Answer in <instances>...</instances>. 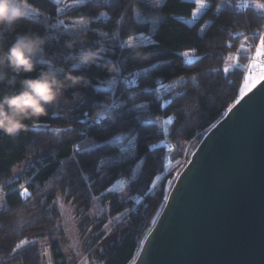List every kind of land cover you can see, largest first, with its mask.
<instances>
[{
    "label": "trees",
    "instance_id": "obj_1",
    "mask_svg": "<svg viewBox=\"0 0 264 264\" xmlns=\"http://www.w3.org/2000/svg\"><path fill=\"white\" fill-rule=\"evenodd\" d=\"M29 1L38 13H27L11 28L0 25V47L7 49L20 35L40 37L59 77L79 78L75 83L68 80L64 98H79L73 105L47 106L45 114L26 119V129L15 135L0 131L5 197L0 207V264H46L47 259L68 264L61 250L65 234L54 203L57 193L72 203L80 237L86 226L99 232L88 242L82 240L88 254L105 234L108 218L138 203L127 214L125 233L99 256L102 264H130L138 238L162 199L164 188L149 191L166 160L175 159L174 143L198 137L239 98L244 67L226 69V59L242 42L255 44L264 36V7L206 0L207 7L189 23L186 19L196 7L191 0ZM60 17L81 19L85 25L70 29L57 24ZM87 49L99 51V58L78 66L79 53ZM185 51L192 62L185 61ZM241 60L244 64L247 56ZM42 70L49 69L37 64L31 72H16L7 62L0 64V96L18 92L23 79L35 78ZM113 76V89L99 87ZM178 77L184 81L174 91L158 94V87ZM102 103L112 104L111 110L97 120L94 114ZM160 118L171 119L167 144L155 121ZM120 134L121 141H112ZM85 138L95 145L79 149ZM139 160L140 171L125 195L107 190ZM21 163V173L13 175ZM93 202L107 211L90 218Z\"/></svg>",
    "mask_w": 264,
    "mask_h": 264
},
{
    "label": "water",
    "instance_id": "obj_2",
    "mask_svg": "<svg viewBox=\"0 0 264 264\" xmlns=\"http://www.w3.org/2000/svg\"><path fill=\"white\" fill-rule=\"evenodd\" d=\"M188 157L130 264H264V77Z\"/></svg>",
    "mask_w": 264,
    "mask_h": 264
},
{
    "label": "rangeland",
    "instance_id": "obj_3",
    "mask_svg": "<svg viewBox=\"0 0 264 264\" xmlns=\"http://www.w3.org/2000/svg\"><path fill=\"white\" fill-rule=\"evenodd\" d=\"M53 2H60L61 0H52ZM152 3H160L162 0H149ZM194 1V0H191ZM239 3L242 5H250L258 8L264 7V4L257 0H239ZM28 5L30 8V11L28 13L30 14H36L38 13V8L28 0ZM207 7V2L205 4V7L200 9L195 17H191L190 19H186L187 22L191 21V23L203 12V10ZM57 24H65L70 29H76L80 28L85 25V21L81 19H63L59 18L56 20ZM256 54L261 53L260 49H256ZM232 55V54H231ZM228 56L226 59V67H232V57ZM193 58L192 56L186 57V62H192ZM248 60V58H247ZM248 61L244 63V78L240 86L239 95L241 96L244 92H246L250 87H252L254 84H256L261 78L264 77V67H261L257 63H250L248 66L247 71L245 72L246 64ZM44 65L48 69H51L56 72L55 68L51 64V62L47 59L45 56L43 50L42 53L39 54L35 60L34 65ZM116 76H113L109 79H107L104 83L100 84V88H106V89H113L116 83ZM184 81L183 77H178L174 79L173 81L166 83L165 85L161 86L160 88L156 89L159 95L164 94L165 92H168L169 90H175L176 86ZM79 98L78 95L75 96L74 100H66L63 96V89L61 92L60 97L56 102L53 104H50L48 106H59V105H73L76 100ZM112 104L102 103L100 106V110L106 111V113H109L111 110ZM158 120V119H156ZM168 122L171 120L170 118L166 119ZM163 120L162 124V130L164 133H167V121ZM208 129V128H207ZM204 130L202 133L199 134L198 137L189 140V141H182L179 143H174L173 151H174V157L172 161L166 160L163 171L161 174H159L155 180L153 181L150 191L154 192L155 190H161L164 188L162 199L158 202L156 208H154L148 218V223L141 235L138 238V249L143 242L146 234L149 232L151 227L153 226L155 220L157 219L163 204L165 202V199L167 197V194L177 176V174L180 172V170L184 167V165L188 162V150L190 147L195 143L200 141L203 134L207 131ZM57 131V130H56ZM58 132V131H57ZM123 134L115 136L112 141H121V137ZM116 137H119V139H116ZM167 141V137L162 140V143H165ZM95 145V142L91 141L88 138H85L81 142H79V149L84 148H90ZM171 155V151L169 152ZM168 153V155H169ZM141 162L142 160H139L135 166L132 168L130 174L128 176L119 178L111 183V185L108 187V191L110 192H117L120 195H125L128 192V185L129 182L132 179H135L140 171L141 168ZM23 163L16 165L13 168V175H19L22 171ZM23 185H20V189L22 193L25 195L27 191L22 187ZM99 200V199H98ZM141 201V200H140ZM139 201V202H140ZM55 206L57 207V210L59 212V219H60V225L62 227V230L65 234V239L61 244V250L64 253L66 260L68 264H102L99 256L115 241L119 240L122 235L125 233V228L127 225V214L129 210H134L138 203H135L132 205V207L123 210L121 213L116 214L110 218H108V222L104 226V229L106 230L105 234L101 237L99 240V243L95 246L89 248V253L84 251L82 246V240H85L88 242V239H94L96 236L99 235V232L94 231L91 232V228H88L87 226L84 228L85 232L80 237L78 234V228H77V220L74 216V207L71 202L66 201L64 195H60V193H57L56 198L54 200ZM5 204V197H4V188L3 184L0 185V207ZM105 211H107V208L105 206H101L99 202H93L91 205L90 210L88 211V214H90V218H93V216H101ZM95 223L93 222L92 225ZM47 264V260H46Z\"/></svg>",
    "mask_w": 264,
    "mask_h": 264
},
{
    "label": "clouds",
    "instance_id": "obj_4",
    "mask_svg": "<svg viewBox=\"0 0 264 264\" xmlns=\"http://www.w3.org/2000/svg\"><path fill=\"white\" fill-rule=\"evenodd\" d=\"M30 11L28 0H0V25L11 28L15 22ZM137 15L139 12L137 11ZM43 40L34 35H20L10 47H0V64L7 62L16 72H31L35 58L42 53ZM138 45H133L137 47ZM99 51L83 50L78 55V66L95 63ZM118 71L116 67L110 69ZM2 79V76H0ZM79 78H60L58 73L49 69L42 70L35 78L21 81V89L0 96V131L15 135L26 129V119L37 118L45 114L47 106L53 104L66 87L68 80L75 83ZM107 113L98 110L94 114L97 120H103Z\"/></svg>",
    "mask_w": 264,
    "mask_h": 264
},
{
    "label": "built area",
    "instance_id": "obj_5",
    "mask_svg": "<svg viewBox=\"0 0 264 264\" xmlns=\"http://www.w3.org/2000/svg\"><path fill=\"white\" fill-rule=\"evenodd\" d=\"M260 40V38H259ZM259 40L255 43V44H251L248 42H242L238 49L232 53V62H233V66H244V64L242 63L241 57L242 56H247L248 58V62L246 64V68H245V72L248 69V66L250 63H257L258 65H260L261 67H264V54L262 53H258L256 54L255 51L258 48V43ZM168 149H171V145H168L167 147ZM47 248L44 247V251L46 252ZM47 264H50L49 259H47Z\"/></svg>",
    "mask_w": 264,
    "mask_h": 264
},
{
    "label": "snow or ice",
    "instance_id": "obj_6",
    "mask_svg": "<svg viewBox=\"0 0 264 264\" xmlns=\"http://www.w3.org/2000/svg\"><path fill=\"white\" fill-rule=\"evenodd\" d=\"M194 3L196 5L195 8H193L192 10V16L195 17L198 13V11L202 8L205 7L206 4V0H194ZM189 23H191V21H189ZM131 37L128 38V41H131ZM258 48L261 50V53L264 54V36L260 37L259 43H258ZM190 54L189 51H185L184 53H182V55L184 56H188ZM57 131H59V129H57ZM116 139H119V137H116ZM79 150V149H77ZM26 191V190H25Z\"/></svg>",
    "mask_w": 264,
    "mask_h": 264
},
{
    "label": "crops",
    "instance_id": "obj_7",
    "mask_svg": "<svg viewBox=\"0 0 264 264\" xmlns=\"http://www.w3.org/2000/svg\"><path fill=\"white\" fill-rule=\"evenodd\" d=\"M231 57H232V55H231ZM227 65V64H226ZM225 68L226 69H229V67H226L225 66ZM166 119H168V118H160V119H158V120H155L158 124H159V126L161 127V129H162V126L164 125V124H162V121L163 120H166ZM167 121V120H166ZM170 122H171V120H169V122L167 121V133H168V130H169V125H170ZM163 131V130H162ZM164 132V131H163ZM167 133H164L165 134V137H167ZM121 139H122V137H121ZM116 142H118V141H116ZM167 142H168V139H167V141L164 143V144H167ZM133 180V179H132ZM130 183V182H129ZM129 186V185H128Z\"/></svg>",
    "mask_w": 264,
    "mask_h": 264
}]
</instances>
